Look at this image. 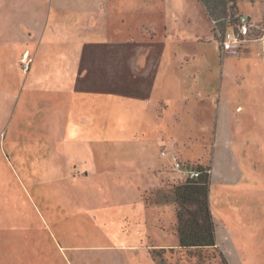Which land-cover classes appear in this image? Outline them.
<instances>
[{"label": "rangeland", "instance_id": "1", "mask_svg": "<svg viewBox=\"0 0 264 264\" xmlns=\"http://www.w3.org/2000/svg\"><path fill=\"white\" fill-rule=\"evenodd\" d=\"M90 1L3 0L0 54L2 52L1 63L7 74L19 73L23 85L29 73L49 66L50 57H63L65 51L60 39L61 35L64 37V24L75 17L72 8L84 7ZM94 1L93 13L86 17V23L87 18L96 15L98 6L104 4L99 16L103 15L107 26L111 27L106 37L110 39L118 32V40H131L134 55L132 51L123 53L127 48L116 45V41H122L115 40L96 47L99 63L92 62L91 58H76L85 76L92 75L91 70L100 66L99 93L93 94V102L86 100L92 94L85 97V105L90 103L99 109L98 117L93 120L86 115L76 127L80 140L84 139L80 133L83 132V135L97 136L99 144L93 153L47 154L52 157L48 160L57 163L51 170V181L62 183L59 190L53 188V191L65 197L63 189H68L67 198L83 199L86 205L133 199L137 192L132 188L145 186L142 175L124 173V167L114 166L112 153H145L149 159L160 160L164 165L158 171V184L148 189L143 198L150 205H162L158 211L170 224L171 233H165L164 237L149 235L147 243L175 246L170 248L173 250L169 247L163 251L153 250L158 264H264V91L253 90L251 76L253 70L261 73L263 69L257 52L264 47V39L258 41L264 35V0ZM239 15L248 17L254 26L245 37L248 40L239 37L237 49L225 50L222 48L224 35L237 33ZM71 24L69 28L74 26ZM99 27L103 31L104 26ZM43 33L49 34L48 40L43 41ZM154 46L160 48L162 61L155 56ZM69 48L71 54L84 53L80 46L70 45ZM245 48H248L247 57L242 58ZM47 52L50 57L45 56ZM120 54L121 64L126 65L131 57L143 62H139L141 70L137 73L144 78V83L151 85L148 93L143 94V89L142 92L128 90L122 71L119 75L109 65ZM216 70L221 74L216 75ZM225 70L240 78L224 79ZM36 81L33 84L37 86L27 87L28 92L32 87L44 86V77ZM28 97L23 103L28 110L33 108L34 102L43 106L42 97L33 102V97L32 100ZM2 106L9 109L4 102ZM42 115L45 116L44 112ZM93 122L99 123L98 133L92 130ZM56 128L57 136L65 133L72 137L71 133L62 131V127ZM36 130L45 135L43 126L38 125ZM161 151L165 152L164 157L160 156ZM174 153L179 154L177 159L181 162L212 168L209 203L216 249L177 248L178 240L172 229L176 221L175 206L167 202L172 200V187L182 181L171 171ZM40 156L36 155L35 162L41 160ZM4 160L5 163L0 162V182L4 183L9 197L17 198L12 187H16L17 180L27 181L28 175L19 174L16 180L10 163L5 157ZM141 160L137 161L139 169L146 170L143 156ZM79 163L84 164L82 168ZM66 164L71 166L68 171ZM39 174L35 176L36 182H47L46 175ZM53 176H57V180ZM146 176L153 177L148 173ZM143 254L139 252L137 258Z\"/></svg>", "mask_w": 264, "mask_h": 264}, {"label": "crops", "instance_id": "2", "mask_svg": "<svg viewBox=\"0 0 264 264\" xmlns=\"http://www.w3.org/2000/svg\"><path fill=\"white\" fill-rule=\"evenodd\" d=\"M94 2L96 1L91 0L90 4L84 7L72 8L75 17H72L71 20L68 19L67 23L65 22L64 37L61 35L62 39H60L65 54L63 57L60 55L59 57H50V53V55L48 52L45 53V56L50 57L49 61L45 60L49 62L47 63L49 66L45 65V69L42 71L29 73L25 84H20L19 73L15 72L11 76L7 74L3 69V63H1L2 52L0 54V162H4L5 157L12 167L11 174L13 177L15 176L16 180L19 174L26 173L28 175L27 181L17 180L16 187H12L16 191L17 198L9 197L4 191V183L0 182V264H155L151 258V250L175 247L166 246L163 243H147L149 235L164 237L165 233L169 234L170 224L161 215L162 205H150L143 198V194L148 189L158 184V171L164 165L160 160L149 159L145 153H134L135 151L112 153L113 160L111 162L114 166L124 167V173L131 171L130 174L142 175L140 176L141 181L145 186L132 188L137 192L133 199L126 200L124 198L123 200L119 199L120 201L113 199L106 204L90 203L86 205L83 199L67 198L68 189H63L65 197L57 196V192L53 191V188L59 190L62 183L51 181L53 174L51 170L57 163L54 160H48L52 157H48L47 154L93 153L96 144H99L97 136L83 135V132L80 133L84 139L80 140V137L76 136L79 133H77L76 127L86 115H90L93 120L98 117L99 109L94 108L92 104L90 106V103L88 106L85 105V97L92 94L86 100L93 102V94L99 93L101 87L100 66L96 67L95 71L91 70L92 75L85 76V72L76 58L83 57V60L91 58L92 62L96 60L99 63L100 56L95 53L96 47L107 45L111 41L114 43L115 40H118L119 35L117 32L114 33V37H109L110 39L106 37V32L108 33L111 27L107 26L103 15L102 18L99 16L103 13L104 4L98 6L96 15L87 18L86 23V17L93 13ZM3 3V0H0V16L3 11ZM259 6L261 5L259 4ZM71 23H74V26L69 28ZM100 25L104 26L103 31L99 29ZM88 30L89 32H87ZM48 35L42 34L43 41L48 40ZM33 37H30L29 40L31 41ZM53 39L58 41V39ZM53 39L50 38V40ZM118 41L122 42L116 41V45H124L127 48L123 53L133 50L131 46L134 44L131 40ZM2 45L3 38L0 34V47ZM70 45L80 46V50L83 49L81 52L84 53L80 54L81 56L76 52L69 53ZM247 49H243L242 58L247 57V53H245ZM154 50L157 59L162 61L163 56L160 48L155 47ZM258 51V56L264 57L261 56L264 47ZM122 54L117 55L115 62L109 65L114 67L119 75L122 71L128 90L140 89L142 92L143 89V94L148 93L151 85L148 82L144 83V78L139 77L137 73L141 70L139 62L142 64L143 62L131 57L125 62L126 65L121 64L120 56ZM131 54L134 55L133 51ZM261 58L259 59L261 66L263 65L261 73H255L254 70L251 73L254 79L253 90L257 91H264V58ZM102 73L105 72L102 71ZM215 74L220 75L221 73L216 70ZM223 75L224 79L240 78L237 74L228 73L227 70ZM9 77L12 80L8 81ZM43 77L45 79L44 86L32 87L33 89L28 92L27 87L33 86L34 81ZM133 78L134 82H132ZM35 85L37 86V84ZM28 95H31L34 100ZM26 97L31 99V102L36 99L40 101L43 98V106L39 105L41 104L39 102L37 104L34 102L33 108L28 110V107L23 104L26 103ZM39 97L42 98L39 99ZM3 102L8 104L9 109H4ZM142 108L143 106L140 109ZM95 122L91 124L95 126L92 130L98 133L99 123ZM38 125L43 126L44 136L37 132ZM56 127H62V131L71 133L72 137L70 138L65 133L57 136L59 130ZM24 135H28V137L26 138ZM54 143L56 144L54 145ZM36 155H41V160L35 162ZM141 155L148 164H146V170L139 169L137 161H142ZM178 155V153L175 154V159L180 157ZM182 163L185 165L187 162L183 161ZM19 164L24 167L21 168ZM81 164L82 168L84 164ZM66 165L67 171L70 170L71 166ZM39 173L46 175L45 181L47 180V182H36L35 176ZM147 173L152 174L153 177L146 176ZM56 174L58 175V173ZM210 175L212 178L211 167ZM55 177L54 179L57 180V176ZM141 251L144 253L143 257L137 258Z\"/></svg>", "mask_w": 264, "mask_h": 264}, {"label": "trees", "instance_id": "3", "mask_svg": "<svg viewBox=\"0 0 264 264\" xmlns=\"http://www.w3.org/2000/svg\"><path fill=\"white\" fill-rule=\"evenodd\" d=\"M180 162L178 159H176ZM183 167L199 172L195 179L180 178L182 181L172 187V200L167 201L175 206V224L172 225L181 250L216 249L214 219L210 210V167L180 162ZM173 167V162H172ZM166 202V203H167ZM155 205H158L154 203ZM158 251L168 249H153ZM151 250V258L158 264ZM169 250H173L170 249Z\"/></svg>", "mask_w": 264, "mask_h": 264}, {"label": "built area", "instance_id": "4", "mask_svg": "<svg viewBox=\"0 0 264 264\" xmlns=\"http://www.w3.org/2000/svg\"><path fill=\"white\" fill-rule=\"evenodd\" d=\"M253 24L248 19V17L239 15L237 16V33L234 32L226 33L224 35V41L222 43V48L226 49H237L238 48V42H240L241 38L242 40H248L246 39V35H249L252 31L251 28H253ZM239 37H241L239 39ZM264 35L259 37L258 40H263ZM161 156H165V152H161ZM173 171L177 173V175L180 178H189V179H195L198 177L199 172L194 169L185 168L182 166L180 162H178L176 159H173Z\"/></svg>", "mask_w": 264, "mask_h": 264}]
</instances>
